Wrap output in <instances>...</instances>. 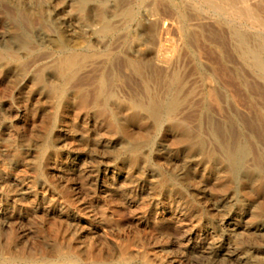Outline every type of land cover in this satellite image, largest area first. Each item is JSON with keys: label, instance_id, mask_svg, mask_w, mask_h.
<instances>
[{"label": "rangeland", "instance_id": "1", "mask_svg": "<svg viewBox=\"0 0 264 264\" xmlns=\"http://www.w3.org/2000/svg\"><path fill=\"white\" fill-rule=\"evenodd\" d=\"M214 1L0 0V264H264V0Z\"/></svg>", "mask_w": 264, "mask_h": 264}, {"label": "bare ground", "instance_id": "2", "mask_svg": "<svg viewBox=\"0 0 264 264\" xmlns=\"http://www.w3.org/2000/svg\"><path fill=\"white\" fill-rule=\"evenodd\" d=\"M95 1V0H94ZM211 1V0H210ZM212 1H214V0H212ZM216 1V0H215ZM214 1V2H215ZM219 1H221V0H219ZM225 1V0H224ZM230 1V0H229ZM254 1H256V0H254ZM80 2H81V4H82V6L84 5V4H88L89 2H90V0H80ZM226 2V1H225ZM225 2H224V4H225ZM233 3L234 4V2L233 1H230L229 3ZM237 2V1H236ZM228 3V4H229ZM217 4H218V2H217ZM216 4V5H217ZM210 5V4H209ZM211 5H212V2H211ZM221 5V4H220ZM230 5V4H229ZM214 6V5H213ZM209 7V6H208ZM223 8V7H222ZM253 8V7H252ZM117 9V8H116ZM126 10V9H125ZM219 10V9H218ZM221 10V9H220ZM235 11V10H234ZM258 11V10H257ZM238 12V11H237ZM239 12H241L242 13V11H240L239 10ZM238 12V13H239ZM124 14H126V13H124ZM237 15V14H236ZM255 15H257V18L258 17H260L259 16V14H257V13H255ZM241 16V15H240ZM102 17V16H101ZM241 17H243V16H241ZM250 17V16H249ZM237 18V17H236ZM238 18H240V17H238ZM260 20V26H263L264 27V19H259ZM102 21V20H101ZM158 25V24H157ZM258 25V24H257ZM260 26H258V27H260ZM99 31V33H105L106 31H108L109 30V27H108V25L104 22V20H103V22L101 23V26L99 27V29H98ZM161 35V34H160ZM234 37H235V39H236V44H237V46H238V48H239V52H240V55H241V57H242V59L244 60V62L248 65V66H250L253 70H256V71H258V72H260V73H262L263 75H264V55H262L261 54V52L258 50V49H256L255 47H253V46H251V45H249L247 42H246V40L239 34V33H237V32H235L234 33ZM260 39V38H259ZM155 41V40H154ZM112 43V42H111ZM262 44H264V42L262 43ZM259 45V44H258ZM261 45V44H260ZM264 49V48H263ZM82 50V49H81ZM70 56V55H69ZM69 56H68V60H66V64H68V65H70V63L72 62V60L71 59H69ZM62 57V56H61ZM75 57V56H74ZM73 58V57H72ZM74 63V62H73ZM75 63H77L76 61H75ZM24 66V65H23ZM62 66V65H61ZM61 66H60V68H61ZM72 66H74L73 64H72ZM76 66V65H75ZM64 66H62V68H63ZM70 67V66H69ZM65 68V67H64ZM62 70V69H61ZM68 70V69H67ZM66 70V71H67ZM149 70V69H148ZM63 71V70H62ZM135 71V70H134ZM224 81V80H223ZM222 81V82H223ZM226 82V81H225ZM209 87V86H208ZM59 88V87H58ZM57 88V89H58ZM106 89V88H105ZM62 91V93H63V89H61ZM57 91V90H56ZM209 96H211V95H209ZM62 97V96H61ZM60 97V98H61ZM138 103V102H137ZM160 103H162V102H160ZM168 104V103H167ZM171 105V104H170ZM136 107L142 112V113H144V114H146L147 116H149V117H151V119L155 122L156 121V118H157V116H158V114H159V112L161 113V106H159L158 104H156V103H152V102H149L148 104H146V105H144V104H137L136 105ZM163 107V106H162ZM164 107H166V109H168L169 108V105H165L164 104ZM259 120V119H258ZM258 130V129H257ZM244 155H245V153H244V150H243V147L241 148H238V149H236L235 151H232V152H229V155H228V158L226 157V160H227V166H226V171H227V173H228V175H229V177L232 179V180H236L237 178H238V176H239V174L241 173V171H242V162H243V159H244ZM259 165V164H258ZM260 169V168H259ZM235 229V228H234ZM237 232V231H236ZM74 251V250H73ZM126 254V253H125ZM10 257V256H9ZM15 257V256H14ZM74 257H76V256H70L69 258H73L74 259ZM21 258V257H20ZM68 258V259H69ZM78 258V257H77ZM90 258V257H89ZM2 259H4V257L2 258ZM6 259H8V258H6ZM5 260V259H4ZM9 260H10V258H9ZM14 261H15V259H13ZM13 260H12V262H13ZM3 261V260H2ZM75 261V260H74ZM77 261V260H76ZM4 262H6V261H4ZM9 263H10V261H8ZM46 262V261H45ZM44 262V263H45ZM77 262H79V261H77ZM92 262V261H91ZM90 262V263H91ZM95 262V261H94ZM123 262V261H122ZM96 264H99L98 262H95ZM13 264H15V263H13ZM92 264V263H91Z\"/></svg>", "mask_w": 264, "mask_h": 264}]
</instances>
